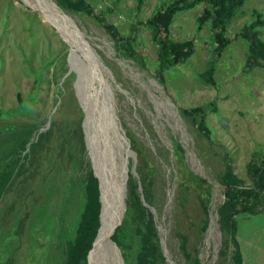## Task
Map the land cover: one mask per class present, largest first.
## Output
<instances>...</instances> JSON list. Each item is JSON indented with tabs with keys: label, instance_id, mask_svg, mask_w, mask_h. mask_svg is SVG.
Segmentation results:
<instances>
[{
	"label": "rangeland",
	"instance_id": "rangeland-1",
	"mask_svg": "<svg viewBox=\"0 0 264 264\" xmlns=\"http://www.w3.org/2000/svg\"><path fill=\"white\" fill-rule=\"evenodd\" d=\"M162 1L145 0L139 11L136 0H93L94 14H68L61 9L87 40L95 57L91 63L89 57L88 62L83 57L78 38L69 45L40 12L20 0H0V142L7 143L3 138L8 131L20 132L30 124L36 127L32 141L37 140V134L47 132L0 201V264H63L64 238L73 235L82 202L76 176L83 158L90 166L85 134L95 138L96 121L91 115L96 84L101 86L103 107L110 105L105 123L114 165L131 173L133 168L137 178V155L127 137L131 134L142 158L153 169L149 209L163 264H194V256L200 264L220 261L224 235L216 209L223 202L226 186L219 183L218 176L227 153L243 185L252 184L246 165L254 154L264 155V66L244 69L247 42L238 38L219 56L215 85L204 82L199 75L206 70L216 45L207 27L197 29L198 6L178 13L170 28L174 40H192L193 54L168 70L160 82L154 72L156 45L145 22ZM254 11L264 13V0H247L231 19L227 35L231 38L249 24ZM100 14L121 35L136 36L137 57H127L118 50L93 16ZM135 20L140 23L135 24ZM90 63L95 66L96 83ZM33 90L36 100L31 106L15 108L18 98L27 105ZM210 101L216 108L206 117L212 130L208 141L196 134L179 110ZM79 121L84 153L80 152L76 131ZM120 135L121 149L116 142ZM176 144L182 151L178 157L184 167L211 184L203 232L199 231V220L204 214L196 192L191 186L186 192L178 186ZM177 195L185 201L176 202ZM261 208L253 214L235 216L242 264H264V203ZM181 236H185L190 258L181 247ZM226 251L230 257L231 243ZM220 263L229 264L227 260Z\"/></svg>",
	"mask_w": 264,
	"mask_h": 264
},
{
	"label": "trees",
	"instance_id": "trees-1",
	"mask_svg": "<svg viewBox=\"0 0 264 264\" xmlns=\"http://www.w3.org/2000/svg\"><path fill=\"white\" fill-rule=\"evenodd\" d=\"M93 0H54L55 4L68 14L87 12L94 14L92 7ZM145 0H136V11L140 10ZM247 0H163L160 6L146 19L145 25L150 32V39L156 45V60L154 64L155 76L160 82L164 81L165 73L172 67L185 63L193 54L191 39L182 41L174 40L171 36V24L178 13L187 9L200 7L199 15L195 18L197 29L207 27L210 33L213 47L211 59L207 62L206 70L199 76L208 84L215 85V66L221 53L230 46L233 40L238 38L247 42V49L244 54L245 70L261 68L264 66V13L254 11L251 22L235 33L231 38L227 35L228 27L235 13ZM109 12L113 10L108 9ZM102 25L110 39L118 46L127 57H137L136 36L121 35L118 28L103 14L93 15ZM135 24L140 21L135 20ZM36 89V86L33 87ZM34 90L28 94L27 105L19 99L15 107L19 110H26L31 106L34 98ZM213 101L193 107L180 108V114L190 122L196 134L210 141L212 130L209 127L206 117L210 111L215 110ZM81 113L82 111L79 110ZM83 113V112H82ZM82 115V114H81ZM0 116H3L0 110ZM81 122L77 123L76 131L79 137L80 152L84 153V137L81 129ZM7 129V128H6ZM12 129V127H9ZM11 130L3 138L6 144L0 142V201L7 194L17 174L24 167L26 158L32 155V151L40 140L45 138L47 132L37 134V140L32 141L36 133L35 124L21 127V130ZM75 131V133H76ZM130 147L136 152L137 163L135 171L137 178L128 172L126 189V212L120 225L115 229L111 239L119 247L125 264H163L164 256L161 251L160 241L157 235L153 214L149 206L152 205L153 169L150 164L142 158L141 151L135 146L131 134ZM28 145V151H26ZM179 145H175L174 157L178 168V186L181 191L186 192L187 186H191L196 192L199 207L204 215L199 220V231L207 228L208 205L211 198V184L205 179L193 175L180 161L181 154ZM24 153V154H23ZM224 169L218 176L221 185H225L224 199L216 209L217 223L224 235L222 248L218 252L220 261L227 260L229 264H242L241 253L236 240L237 225L235 216L239 213H256L262 209L264 203V155L254 154L247 163V173L252 178V184L244 186L243 180L234 172L229 160V154H224ZM82 158L79 160V162ZM81 187L82 202L79 209L78 220L71 237H65V249L63 264H87V254L92 247V242L99 227V189L98 181L93 176L88 162L83 158L80 164V174L76 176ZM141 188V192L139 190ZM144 201V204L142 202ZM176 202L180 201L177 195ZM185 201V199H182ZM182 238V249L185 256L188 255L185 247V236ZM231 243L233 251L230 257L226 249ZM184 245V246H183ZM199 259L194 256V264H200ZM220 261L217 264H221ZM187 262V260H186Z\"/></svg>",
	"mask_w": 264,
	"mask_h": 264
},
{
	"label": "water",
	"instance_id": "water-1",
	"mask_svg": "<svg viewBox=\"0 0 264 264\" xmlns=\"http://www.w3.org/2000/svg\"><path fill=\"white\" fill-rule=\"evenodd\" d=\"M53 4L58 7L54 2ZM34 9L37 10V8ZM40 11L41 13H43L42 10ZM60 13L66 18L65 25H70V27H72V30L69 31L75 34V38H78L80 42V48L82 50L81 52L85 60L88 62L87 57H89L91 59V63H94L95 57L93 55V52L87 40L75 25L73 19L65 14V12L61 9ZM68 35L69 37L72 36L71 33H69ZM60 37L62 38V36ZM62 40L66 42L63 38ZM91 63L89 64V67L92 70L94 76V83H96L95 66H93L94 64ZM100 88L101 86H97V84L94 85V94H96V98L93 101L94 108L92 110L91 116L95 117L96 121V129L94 131L95 138L93 140L89 139L85 134V146L89 154L90 170L93 176L98 181L100 203V212L98 217L99 227L97 230V234L92 242V247L87 254V264H125L121 251L117 244L111 239V236L113 235L115 229L120 225L124 213L126 212L125 198L128 171L125 167H122L121 169L119 167H116L111 158L109 137L107 133V126L105 123V117H107V115L109 114L108 108L110 105H105V108L103 107V96L101 94ZM112 118H114L113 114ZM113 121L115 122V120ZM116 142L118 144V148L120 147L121 149V145L119 144L122 142L121 135L116 139ZM127 153L128 152H124V154ZM131 170L133 173V168ZM105 184L110 188L108 198H106L105 194V196H103V187ZM142 202L144 204L143 199ZM105 213L110 220H114V226L107 234L106 242L103 245L100 244L101 242H99L98 235L104 221L103 216Z\"/></svg>",
	"mask_w": 264,
	"mask_h": 264
},
{
	"label": "bare ground",
	"instance_id": "bare-ground-1",
	"mask_svg": "<svg viewBox=\"0 0 264 264\" xmlns=\"http://www.w3.org/2000/svg\"><path fill=\"white\" fill-rule=\"evenodd\" d=\"M20 1H22L26 6H29L34 11H38L41 13L40 10H42L43 13L41 14L45 18V20L52 27H54L59 34H61V36L67 41L69 45H73L78 41L77 38H75V34L69 31L72 30V27H70V25H65L66 18L60 13V9L53 4L52 0H20ZM34 8H37V10H35ZM67 33L68 34L71 33L72 36L69 37ZM74 51L76 50H74L72 46L71 52H73V54L75 53ZM109 190L110 188L105 184L103 187V196L106 195V198L109 197L108 195ZM103 219L104 221L99 231L98 239L99 242H101L100 244L104 245L106 242L107 234L114 226V220L113 221L110 220L106 213L104 214Z\"/></svg>",
	"mask_w": 264,
	"mask_h": 264
}]
</instances>
